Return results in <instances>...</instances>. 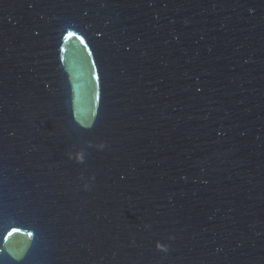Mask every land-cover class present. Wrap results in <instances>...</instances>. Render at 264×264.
Instances as JSON below:
<instances>
[{"label": "water", "instance_id": "obj_1", "mask_svg": "<svg viewBox=\"0 0 264 264\" xmlns=\"http://www.w3.org/2000/svg\"><path fill=\"white\" fill-rule=\"evenodd\" d=\"M0 264H264V0H0Z\"/></svg>", "mask_w": 264, "mask_h": 264}, {"label": "snow or ice", "instance_id": "obj_2", "mask_svg": "<svg viewBox=\"0 0 264 264\" xmlns=\"http://www.w3.org/2000/svg\"><path fill=\"white\" fill-rule=\"evenodd\" d=\"M72 35H74V33L71 32V31H69V32L66 33L65 38L70 37V36H72ZM29 235H31V233H29Z\"/></svg>", "mask_w": 264, "mask_h": 264}]
</instances>
